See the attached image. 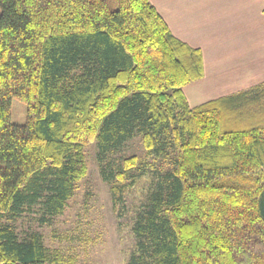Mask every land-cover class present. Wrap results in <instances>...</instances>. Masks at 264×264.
<instances>
[{"label": "trees", "instance_id": "16d2710c", "mask_svg": "<svg viewBox=\"0 0 264 264\" xmlns=\"http://www.w3.org/2000/svg\"><path fill=\"white\" fill-rule=\"evenodd\" d=\"M202 74L149 0H0V264H76L14 222L63 212L92 141L114 205L163 162L126 264H264V81L190 106ZM134 136L144 158H111Z\"/></svg>", "mask_w": 264, "mask_h": 264}, {"label": "rangeland", "instance_id": "374dc122", "mask_svg": "<svg viewBox=\"0 0 264 264\" xmlns=\"http://www.w3.org/2000/svg\"><path fill=\"white\" fill-rule=\"evenodd\" d=\"M10 121L15 124L26 122V104L17 98L11 99ZM84 151L86 174L77 181L63 212L48 221L40 220L39 210L26 212L14 222L16 230L21 237L31 231L39 232L44 245L75 255L76 264H126L134 245L130 229L132 217L145 200L154 170L162 169L163 162L148 158L154 162V167L127 189L124 204L114 205L109 187L100 176L95 142L86 145ZM131 154L145 156L138 136L128 140L111 158Z\"/></svg>", "mask_w": 264, "mask_h": 264}, {"label": "crops", "instance_id": "0c3cea01", "mask_svg": "<svg viewBox=\"0 0 264 264\" xmlns=\"http://www.w3.org/2000/svg\"><path fill=\"white\" fill-rule=\"evenodd\" d=\"M176 38L202 54L183 86L190 106L264 81V0H149Z\"/></svg>", "mask_w": 264, "mask_h": 264}]
</instances>
